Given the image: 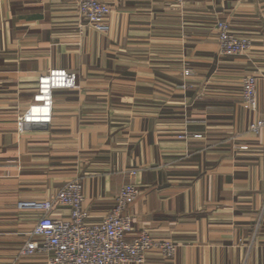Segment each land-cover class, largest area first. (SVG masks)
<instances>
[{
    "label": "crops",
    "instance_id": "crops-1",
    "mask_svg": "<svg viewBox=\"0 0 264 264\" xmlns=\"http://www.w3.org/2000/svg\"><path fill=\"white\" fill-rule=\"evenodd\" d=\"M78 1L0 0V264H46L20 256L40 217L20 204L73 180L92 223L125 185L141 190L134 234L177 245L172 260L145 264H264V134L251 131L264 120V0H103L107 34ZM220 21L252 41L247 54H221ZM52 69L75 73L78 88L55 92L51 124L19 131Z\"/></svg>",
    "mask_w": 264,
    "mask_h": 264
},
{
    "label": "built area",
    "instance_id": "built-area-1",
    "mask_svg": "<svg viewBox=\"0 0 264 264\" xmlns=\"http://www.w3.org/2000/svg\"><path fill=\"white\" fill-rule=\"evenodd\" d=\"M173 1L183 4L188 0ZM78 12L94 31L100 34L110 31L111 8L103 0H79ZM217 29L222 55L233 57L250 51L252 41L233 33L227 22H218ZM191 73V70L185 71L186 76ZM76 88L77 76L68 70L52 69L40 76L32 103L16 122L19 131L51 124L55 92ZM242 89L244 109L256 110L257 78L246 77ZM251 131L264 134V120L252 124ZM195 137L201 138L200 135ZM140 196L141 190L136 185H125L116 197L114 207L97 223L89 221L84 185L79 180L68 182L46 201L21 203L20 208L36 210L40 217L20 256L42 255L46 264H145L151 253L172 260L177 252L174 242L156 240L147 231L134 234L130 208ZM62 208L69 209L68 219L55 217Z\"/></svg>",
    "mask_w": 264,
    "mask_h": 264
},
{
    "label": "rangeland",
    "instance_id": "rangeland-1",
    "mask_svg": "<svg viewBox=\"0 0 264 264\" xmlns=\"http://www.w3.org/2000/svg\"><path fill=\"white\" fill-rule=\"evenodd\" d=\"M26 109H27V108H26ZM25 111H26V110H25ZM25 111H24V112H25ZM24 112H23V113H24ZM23 113H21V116H22ZM19 117H20V116H19ZM19 117H18V118H19ZM18 118H17V120H18ZM17 120H16V122H17Z\"/></svg>",
    "mask_w": 264,
    "mask_h": 264
}]
</instances>
